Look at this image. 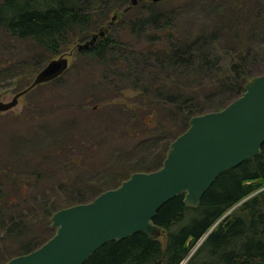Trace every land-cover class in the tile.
<instances>
[{
	"label": "trees",
	"instance_id": "trees-1",
	"mask_svg": "<svg viewBox=\"0 0 264 264\" xmlns=\"http://www.w3.org/2000/svg\"><path fill=\"white\" fill-rule=\"evenodd\" d=\"M91 1L98 2L97 9L105 2ZM162 3L164 0H145L125 12L126 24L144 41L141 50L129 51L127 41L109 32L77 51L78 56L94 59L109 71L97 75L91 82L92 89H88L90 99L95 101L90 111L98 113L107 106L114 109L109 122L94 120L82 127L66 126V133L56 142L16 160L0 151V264L12 256L32 251L52 236L55 229L49 227V218L55 210L86 202L78 192L75 197L68 198L64 206L56 200L41 203L38 185L27 176H34L39 181L40 178L46 181L59 176L62 181L58 185L65 190L75 185L79 176L90 168L102 146L108 150L109 145L120 143V148L111 149L118 156L128 154L127 150L135 149L136 145L154 146V150L141 158L151 157L142 159L141 163H132L128 170L120 173L113 169L116 173L113 181L97 188L91 185L96 189L91 194L95 197L118 186L135 171L159 168L171 141L189 126L192 116L219 110L244 92L245 84L253 76L247 70L250 42L246 37L254 20L264 18L261 2L239 0L232 3L222 10L225 20L221 26L205 25L196 33L174 23L171 20L173 10H164L160 7ZM86 4L87 0H0V31L6 33L8 40L30 43L33 50L40 53L35 54L32 50L29 58H23L22 65L19 61L14 64L26 87L32 83L34 72L40 66L42 52L58 53L62 47L88 38L109 18L111 9L107 8L92 20L94 15L86 11ZM136 7L137 16L130 18ZM223 37L227 43L220 53V47L215 44ZM133 56L143 59V65L148 66V71L135 83L129 62ZM111 57L117 62L111 64L108 59ZM4 62L0 71L6 65ZM125 87L136 91L131 107L111 96L112 92ZM108 91L111 97L105 95ZM216 96H222V99L217 102ZM75 105H79V109L85 106ZM165 114H169L174 123L166 125L162 120ZM93 135L100 136V141H93ZM83 148L87 152H83ZM90 152L89 158L86 157ZM46 164L50 165L48 171L41 172ZM26 166L30 170H25ZM22 181L29 191L12 197L14 190H8L7 185L19 187ZM262 187L264 141L257 155L221 172L196 207L186 205L183 194L165 202L154 216V222L164 231V241L137 231L101 245L84 264H179L209 229L187 264H264ZM22 191H25L23 187L20 193ZM255 191L258 192L252 194ZM238 202L241 203L230 214V221L217 223ZM32 213L44 216L48 220V231L52 229L43 239L34 237L31 225L35 221L28 218ZM12 243L15 246L9 248Z\"/></svg>",
	"mask_w": 264,
	"mask_h": 264
},
{
	"label": "rangeland",
	"instance_id": "rangeland-1",
	"mask_svg": "<svg viewBox=\"0 0 264 264\" xmlns=\"http://www.w3.org/2000/svg\"><path fill=\"white\" fill-rule=\"evenodd\" d=\"M123 1H125V3ZM143 1L145 0H139L138 2L142 3ZM237 1L239 0H164V3H162L160 7L162 6L166 11L173 10L174 17L171 20L178 25L184 26L190 32L196 33L195 31L197 29L205 25H213L215 27L221 26V23L225 20L222 10ZM258 1L261 2L260 6L264 7V0ZM98 5L97 1L92 2L91 0H87V4L85 5L86 11L94 15L92 18L93 20L98 18V14L110 8L109 18L105 23L97 30L93 31L88 38L76 40L62 47L58 53L42 52L40 66L34 72L33 77H35L37 72L51 59L65 58L67 60V66L65 70L59 74L58 80L53 79L51 81H44L29 89H27L24 79L21 80V78H19L20 70L14 69V64L19 61V65H22L21 61L23 58H29L32 55L33 46L27 42H13L10 39L8 40L6 33L0 31V68H2V62L6 60L10 61L8 62L9 69L6 68V61L4 62L6 65H4L3 70L0 71V103L5 104L14 101L9 108L0 110V151L5 152L9 159L16 160L19 157H25L31 153L38 152L52 141L56 142L66 133V126L72 125L82 127L87 123L94 122V120H101L102 122L110 121V116L114 114V109H109V106H107L101 108L100 110L102 111L99 110L100 112L98 113H95L96 111H90L89 108L92 104H95V101L90 99L91 95L88 92V89H92L91 82L93 79H95L97 75H103L109 71L94 59L78 56L77 51L79 47L82 49L84 44L89 45L95 42L104 33L109 32L118 39L127 41L129 45H126V48L129 51L141 50L140 48L143 46L144 41L142 38H139V34L131 31L129 24H126L124 20L125 12L134 7V5H132L125 9V7L130 5V0H105V2L100 5V8L97 9ZM137 8L138 7L131 11L130 18L137 16ZM251 30L248 37H246L250 42L246 63L248 65L247 70L253 75V78L264 72V18L258 21L254 20ZM226 43L223 37L220 38L217 45L215 44L216 47H220V53H223V48ZM216 47L215 50H218ZM33 52L35 54H40L36 50H33ZM108 59L111 64L117 62L113 57ZM142 61L143 59L141 58H134L132 61L129 60L132 65V75L135 77L133 79L134 83L136 81L139 82L148 71V66L143 65ZM107 93L108 94L103 93V95L110 96L109 91ZM111 94H113L111 95L113 100H120L123 103L126 102L129 104H127V106L131 107V105H133L132 99L136 91L133 90L132 87H125ZM221 99L222 96H216L215 98L217 102ZM75 103H81L82 106H85L83 109H79V105H75ZM162 118L166 125L174 123L169 114L163 115ZM92 137L94 138L93 141L96 143L100 141V136L93 135ZM120 145V143H113L108 146V150L105 146H102L95 161L91 163L90 168H88L85 173H82L77 179L78 182L69 189L64 190L58 185V183L62 181V179L59 180V176L46 181L40 178L41 182L36 180L34 176H27L25 174L19 175L31 177L29 179H32L38 185L37 189L40 191L39 195L42 197L39 200L42 201L41 203L56 200L60 203V206H64L67 204L66 201L68 198L75 197L78 192L82 194L83 200L88 201L94 198V196H91L92 192L94 193L96 190L94 187L104 186L108 181L114 180V175L116 173L114 174L112 172L113 169H118L117 173L128 170L127 168L132 163L138 164L141 163L142 159L145 160L151 157L145 156L141 158L144 154H148V152L154 150V146L151 147V145H136L135 149L127 150L128 154H121L120 156L113 154L111 149L120 148ZM125 147L128 148L129 146L125 145ZM82 150L83 152H87L86 148ZM89 155H91V152L85 156L89 158ZM111 164L115 167H107ZM49 167L50 165L46 164L42 167L43 169L41 172H47ZM22 168L24 167L22 166ZM25 170H30V167L26 166ZM24 182L25 181H22L19 187L14 184L7 185L8 190H14L15 194H12V197H18L20 194L25 195L26 192L29 191V188L24 186ZM20 187H23L25 191L20 193ZM78 189H81V191H78ZM261 189H264V187ZM256 192L258 191L252 194ZM241 202L229 208L218 219L217 223L223 221V223L227 224L230 221V214L238 208ZM38 213L40 214V211H38ZM36 216L37 215L32 213L28 218L35 221L31 226L33 227L34 237L40 240L51 233L52 229L48 231V220H46L44 216ZM49 227L55 229L50 225V218ZM158 237L164 241L165 235L163 230H161ZM197 243L189 250V257L184 264H187L190 257L200 246L201 242L200 244ZM14 246L15 244L12 243L9 245V248H13Z\"/></svg>",
	"mask_w": 264,
	"mask_h": 264
},
{
	"label": "water",
	"instance_id": "water-1",
	"mask_svg": "<svg viewBox=\"0 0 264 264\" xmlns=\"http://www.w3.org/2000/svg\"><path fill=\"white\" fill-rule=\"evenodd\" d=\"M138 1L130 0L125 9ZM66 66L65 58L51 59L27 89L57 77ZM13 103H0V110ZM263 141L264 72L250 79L244 92L223 108L192 116L189 126L171 141L159 168L135 171L89 201L55 210L50 217L54 234L32 251L1 264H84L111 240L137 231L157 236L160 226L154 216L165 202L183 194L184 203L196 207L221 172L257 155Z\"/></svg>",
	"mask_w": 264,
	"mask_h": 264
},
{
	"label": "bare ground",
	"instance_id": "bare-ground-1",
	"mask_svg": "<svg viewBox=\"0 0 264 264\" xmlns=\"http://www.w3.org/2000/svg\"><path fill=\"white\" fill-rule=\"evenodd\" d=\"M210 187V186H209ZM217 223H215L211 228H213L215 225H216ZM211 229H209L200 239H199V241H198V243L197 244H200V242L202 243V241L206 238V236L208 235V233H209V231H210ZM188 257L189 256H187L183 261H181L179 264H184L186 261H187V259H188Z\"/></svg>",
	"mask_w": 264,
	"mask_h": 264
}]
</instances>
